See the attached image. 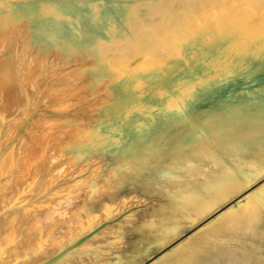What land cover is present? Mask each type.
<instances>
[{
    "label": "rangeland",
    "instance_id": "1",
    "mask_svg": "<svg viewBox=\"0 0 264 264\" xmlns=\"http://www.w3.org/2000/svg\"><path fill=\"white\" fill-rule=\"evenodd\" d=\"M13 1L14 0H0V62L2 63H0V76L2 75L0 77V122L1 124H4L6 120L10 121L14 116L16 117L18 115V111L19 113L21 112L20 109H23V107L25 110L28 109L32 111V114L34 112L36 113L37 110H40V113H46V110H49V113H55L58 115L56 118H58L57 121L59 122L56 121L55 117V120L51 119L52 117L50 118L53 122H51L49 118H46L49 120L47 121L51 123L48 124L52 126V130H50L51 127L48 128L49 130L45 126L42 127V125L49 126L45 119H42V123H39L40 125L36 122L38 126L42 129L44 128L43 131L40 127L37 129L38 126H36V124L34 125V129L37 130L36 132L40 134L42 133L44 139L46 138V141H44L42 134L40 135L34 133V130L32 131V124V126H27L25 124L22 125L23 123H26V121L28 124V119L25 121V115H22V117H24L22 119H24L23 121L25 122L22 124L19 122V125L16 123L18 127H16V130H19V133H17V131L16 133H11L12 137L9 136L10 141L8 140L7 144H0V154L5 153L7 151L6 149L10 148L11 145H16L18 136L23 132L25 140L26 138H29L31 141L28 142L29 140H24V143H27L23 144L25 145L23 146V150H25L26 153L25 151L23 152L27 155V152H29L32 157L24 154L29 157L27 158V161H20L23 164L26 162V167L23 166V168H26V172H24V174L21 172L25 177V180L22 175L21 179L23 178L22 181L25 183L22 182L24 185L22 183L18 184L17 181H21V179H18L15 181L17 183L16 186L18 187H15V182L13 187L19 189L21 185V189L24 187H35V185L38 186L35 187L36 191L33 190L31 193L23 194L22 197L24 198H22V200L28 199L31 201L28 202L29 204L27 205L30 206L27 207L32 206V198H35L34 201H38V204L49 202V198L48 201L46 199L47 194L49 193H47V191L52 187V190H57V188L59 189L61 187L59 190L60 192H58L59 195L57 196L59 197V200L56 199V201L62 202L59 204L61 208L58 209L57 207L55 212H52L54 213L52 219L43 218V222H41L40 237H43L44 241L41 242L40 246L35 248L36 251L30 252L29 250V252L23 254L22 257H18L17 255V257H14L12 255L9 258H12L11 260L1 259L0 264H149L150 261L154 259H157V261L153 264H164L165 261H167L166 264H264V112L258 111L259 115L263 114V116L259 118L240 119L239 121L242 126L239 129L233 127L228 128L227 131L230 133L223 130L220 135L217 136L218 138L216 137L210 141L204 139L190 147L181 146L180 142L174 141L175 137L173 136L171 138L172 141L170 140L171 143L169 141L164 144L158 143V146L152 145V147H149V145H142L140 141L141 139L138 135L147 134L150 131V125L135 130V139L133 141L135 142L134 146H136L134 148L130 145L121 146L118 142V137L114 135L117 121L116 118L118 117L114 116V119L109 120L110 123L112 122V127L109 129L111 132L102 131L101 129L99 130L100 126L95 124L96 121L101 122L108 113H117L118 110L126 111L125 113L127 117L132 115L133 112L136 113V109L143 111H140L142 115L144 113L147 114L152 106L149 102L142 100L140 97L147 93L146 87L155 83V78L158 73L154 71V67L157 66V68H160L168 58L173 56L183 57V51H185L184 46L186 44L200 42L199 46H195L194 49H192L190 56L186 57L187 61L191 57L196 56L195 53L199 50L202 51L203 48H206V52L211 50V48H214L219 52L217 63L219 62L221 66L227 67L230 65L231 67L242 66L245 68L248 63H250L246 60L247 56L242 55L235 59H233V57L228 59L230 50L234 51L236 46H241L240 44L244 43L243 48L249 49L250 46L254 47L252 58L258 59L261 57L260 53L264 51V40L261 39L263 34H261L262 36L255 34L250 37L245 34L244 37L234 39L231 36L227 37L225 35L217 37V34L211 32V34L202 38H190L192 36L190 34H193L194 36L200 33L202 31H200V28L202 27L208 26L214 28L216 26L214 23L206 24L199 19H194L193 22V19L189 20V17L187 18L189 14H193L192 12L197 14V8H195L193 4L198 0H189L190 6L188 5V7L186 5L184 6V3H186L187 0H150L141 3L139 2L129 7L127 12H123L122 17H119V23H116L117 21L113 17H100L105 13L106 7L101 4L100 0H89L87 4L93 7L91 13L96 23V27L102 32L101 35L95 37V41H90L84 40L83 35L78 31H75L78 27L77 25L81 22H86V15H77L76 17H73L71 14H66L67 12L61 10V7H55L53 3L42 1L39 10H37V12H40L37 13L35 17L43 16L51 18L55 22V30L53 33H49V35L38 32L36 33L31 31L32 19L34 16H28L25 13H14L11 9ZM80 3L81 2H79V4ZM205 3L207 4L208 2ZM191 6L194 8L193 11ZM245 6V9L250 13V20L252 22L248 24V26L256 29L260 27V23L263 25L264 0H251L248 4H245ZM182 8H185V11H183ZM169 9H173L172 12H169ZM189 9H191V11ZM201 9H199V11ZM114 13L115 15L120 14L117 11H114ZM177 15H179L178 20ZM170 23H173V28ZM175 25H177V27ZM62 26H66V29L63 30ZM148 26L150 28H146ZM240 26H247V24H240ZM18 30L20 32L24 31L20 33ZM186 31H188L187 34L189 37H186ZM138 33L139 35H137ZM51 34L54 35L52 36ZM10 35L13 36L10 37ZM14 42L17 44L16 47ZM5 46L8 48L5 49ZM188 52H190V49H188ZM43 61L44 63H42ZM7 62H10V64L13 65H9ZM40 69L42 70L40 71ZM13 74L17 75L13 76ZM58 74L60 75L58 76ZM5 75H7L6 78ZM44 76L46 77L44 78ZM16 77L18 79H16ZM52 79H56L57 81ZM48 86H50V88ZM66 86H70L71 89L69 90ZM135 86H137L136 90ZM31 87L33 89H31ZM41 87L44 88L40 89ZM17 88L19 89L17 90ZM53 89L55 90L52 91ZM49 90L51 95L48 93ZM56 90H58V97L60 92L61 94L63 92H69V96L67 95V97L63 94L65 96L63 98L64 100H61L62 97H59L61 98L59 101H65V104L67 103L66 101H68L66 99L70 98V96L76 94H78L77 96H80L79 94H81L80 98L76 97L75 99V97L72 96L74 99L68 101L73 107L75 106L78 108L77 112H80L77 114L79 121L83 117L89 118L90 115L92 116L99 113L97 119L87 120V123L92 124L93 127L92 129H86V131H84L85 134L82 133L81 137L79 139L77 138L78 140L70 138H72L71 134H74L75 132L77 133L78 130L79 132L81 131L80 128L78 129V127L75 126L80 125L79 121L76 124L65 120L62 122L60 119L61 117H59V114L65 116L74 113L73 108H65V111L62 110V112H59L58 114V112H55L56 108H53L54 111L51 109L50 112L51 107H47V105H50L51 103L54 104L55 102H58L57 99L59 98H57V94L55 97L57 98V101L54 100L55 98H50L52 93H55ZM72 90L76 93L70 94L72 93L70 92ZM184 91V88H176L174 93L171 92L168 94V97H166L168 100L164 105H169V108L172 111L178 109L180 105L185 102L186 94H184ZM86 94L88 95L86 96ZM117 94L124 96L117 97ZM53 95L55 96V94ZM11 97L12 102L9 101ZM13 98L15 99L13 100ZM29 99L31 102H29ZM51 99L55 102H52ZM82 99L84 101H82ZM74 100H78L79 102L77 101V104L74 105ZM28 102L30 104L26 106L25 104ZM79 104H81V106H79ZM93 104L95 106L94 110L92 108ZM160 106H163V104ZM59 109L61 111V108ZM66 110L70 113L66 114ZM82 110L85 111L82 112ZM30 111L29 113H31ZM87 115H89V117ZM43 120L44 122L46 121V124L43 123ZM60 121L63 125L66 124L69 127L66 125V127H64ZM56 122L58 123V126L56 125L57 127L55 126V128L60 127L59 123L61 124V127H63L56 130L54 128ZM26 126L27 128L32 127L29 129H31L33 134L32 132H29L30 130L28 131L29 133H26L24 130ZM70 126H73V129L76 127L75 130H78L74 131ZM246 126L249 129H247ZM21 128H23V130ZM45 129L48 132V135H50V131H52V135L48 137L46 134L45 136L43 133L45 132ZM63 129L65 131L66 129H69L70 132L69 130H67L69 133L64 132ZM59 130L62 131L58 132ZM182 130L185 134L193 131V129L185 127ZM54 131H56L55 133L58 135H60L61 132L63 135L65 133L68 135L71 133L69 137L65 134V136L69 138V141L68 138L62 134L59 137V140H57L58 138L54 139L58 137ZM30 133L32 136L29 135ZM38 135L41 136V139ZM108 136H111V140L107 139ZM4 137L5 134L3 135V132H1L0 143L5 141ZM30 137L33 140H31ZM52 138L54 140H52ZM39 139L41 142H39ZM136 140L139 141L136 142ZM250 140H253L254 142H251ZM50 141L51 143H49ZM58 141L61 142V145ZM179 141H182V138H180ZM36 142L42 144L36 145ZM45 142L48 143L46 144ZM83 143L84 145L88 144V146L83 147V150L81 149V152H78L77 148L81 147V145L83 146ZM238 143L241 145L240 147H242V145H247L246 147L248 150H244L237 146ZM3 144L6 146H3ZM29 144L36 147L32 150L33 147L29 146ZM26 145H28L29 148L32 147L31 151L25 149L28 148ZM44 145L45 148L49 146L47 149H44L47 151L46 153L42 147ZM133 149L134 151H132ZM12 150L14 151L13 147L10 151L8 149L6 153H9L8 155L13 157L14 153ZM85 151L87 152L86 156L92 157L96 160V164H93V166L88 165L89 170L87 168L83 169L85 171H81V177L79 175L80 178L78 179V175L72 176L73 171L75 170L73 169V166L77 170L81 168L77 167V165H80V162L83 160ZM188 154H190V156H188ZM8 155L7 158L10 160L7 161L9 164L11 157L9 158ZM33 155L34 157L38 156L37 158H34ZM51 155L54 158H52ZM161 156H165V158ZM70 157H74L72 162L68 160ZM35 159L39 160L35 161ZM254 159L258 163V166L256 167L253 165ZM7 161L5 162L7 163ZM42 161L44 163H42ZM20 162H17L16 165ZM34 162L35 165L37 164L36 169L35 166H33ZM55 163L57 164L53 166ZM41 166L42 168H47L48 171L44 170L45 168L40 169ZM58 167L62 169H58ZM179 167H182L184 170L179 169ZM16 168H20L21 171L23 170L22 165H18ZM34 170L37 171V174H35L34 177L35 180L32 177L34 176ZM42 173H45L46 176L43 177ZM41 175L43 179L41 178ZM45 178L46 180H44ZM53 178L56 179L54 180ZM61 178L63 180L65 179V182L61 180ZM74 178L76 180L78 179V181ZM92 179L94 181H92ZM51 180L56 182L55 184L53 183L55 186L52 184ZM58 180L60 183H58ZM36 181H40V183H44L45 181L44 184L49 187L45 186L43 183L38 185V182ZM35 182L37 184L34 185ZM49 182L51 183L50 185L48 184ZM69 182L72 184L71 186ZM26 183H29L30 185L28 184L27 186ZM64 185L69 187H66L69 189L67 190L68 192L65 191L66 188ZM41 187H43V189L45 188V191H43ZM38 188L40 191L42 190L41 194H39L40 192ZM61 190L65 192L62 191L61 193ZM66 192H70L71 195H66ZM86 192L87 196L85 195ZM28 194H32L30 195L32 197ZM26 195L29 196L30 199L26 197ZM65 202H68V204H65ZM70 202L74 207L69 205L71 204ZM79 202H81V205L83 203L87 211L97 214L87 216L84 211H80L79 207L81 205H79ZM65 206L68 207L64 208ZM31 210L33 211V209ZM31 210H29L28 214ZM41 210L42 208L40 211L38 210L40 213L39 215H44L42 213L46 214L45 210ZM64 210L69 213L66 214ZM62 212L63 214L65 213L66 216L70 214L69 217H71L69 219V227L64 232H62L64 220H61V218L63 216L65 217V214L63 215ZM33 213L37 214V211L34 210V212L31 213V216H29L30 214L23 213V215L26 214L29 217L27 218L25 215L24 217L20 216V221L22 222L25 217L26 220L29 221L28 219H30V217L32 218ZM26 220L22 223H25ZM49 222L53 227H55V225L61 226L54 231L52 229L44 231V226H46V224L48 225ZM118 230L124 240V245L119 241ZM30 234L26 233V236ZM3 243L4 241H2V244ZM11 246L13 250L20 247L18 244ZM16 246L17 248H15ZM26 247L28 248L29 246ZM11 250L10 252L12 253L13 250ZM16 251L18 250H15V252ZM23 251L22 248L21 252ZM63 252H65V254H62ZM59 254L62 255L55 260V257ZM51 261L54 262L50 263Z\"/></svg>",
    "mask_w": 264,
    "mask_h": 264
},
{
    "label": "bare ground",
    "instance_id": "2",
    "mask_svg": "<svg viewBox=\"0 0 264 264\" xmlns=\"http://www.w3.org/2000/svg\"><path fill=\"white\" fill-rule=\"evenodd\" d=\"M42 1H47L49 3H53V5H55V7H61L63 11L67 12L66 14H71V16L73 17H76L77 15H86L87 18H86V22H81L79 25H77V29L75 31H78L80 34L83 35V39L84 40H90V41H95V37L101 35V30L97 29L96 27V23L94 21V18L92 16V11L91 9L93 8L92 6L88 5L87 3L89 2V0H14L13 1V5L11 6L12 8V11L14 13H25L26 15L28 16H34L33 17V21H32V26H31V31H34V32H38V33H43V34H47L49 35V33H53V31L55 30V22L51 19V18H48V17H35V15L37 13H39L40 11L37 12V10H39L40 8V3ZM144 1H150V0H100L101 4H103L105 7H106V11L104 14H102V16L100 17H113L115 18V20L117 21L116 23H119V17H122L123 15V12H127V10L129 9V7H131L133 4H137V3H141V2H144ZM192 1V0H191ZM251 1V0H198L197 2H195L193 5L195 6L196 9V13L195 14L194 12H192L193 14H189L187 16V18L189 17V20L193 19L192 21L194 22V19H199L200 21H202L203 23H206V24H216V26L213 28V27H202L200 28V33L196 34L193 36V34H190L192 35L190 38H202V37H205L209 34H211V32H214L215 34H217V37L218 36H231L233 37L234 39H238V38H241V37H244L245 34H247L246 36H253L255 34H258V35H261L263 34V36L261 37L262 40H264V24L262 25V23H260V27L258 28H252L251 26H248V24L252 23L251 20H250V13L248 10H246V6L245 4H248V2ZM257 1H260V0H257ZM79 2H81L79 4ZM205 2H208L207 4ZM211 3V4H210ZM189 0H187L186 3H184V6L186 5L188 7L189 5ZM160 5V4H159ZM190 6V5H189ZM192 7V6H191ZM190 7V8H191ZM170 8V7H169ZM193 8V7H192ZM202 8V9H201ZM60 9V8H59ZM162 9V8H161ZM160 9V10H161ZM183 11H185L184 9L185 8H182ZM199 9H201L199 11ZM168 10V9H167ZM170 11L169 12H172L171 9H169ZM175 10V9H174ZM191 11V9H189ZM188 10V11H189ZM194 10V8L192 9V11ZM114 11H117L119 12L120 14L119 15H115ZM204 11V13H203ZM164 12V10H163ZM187 12V11H186ZM167 13V12H166ZM175 13V12H173ZM190 13V12H188ZM168 14V13H167ZM178 14V13H177ZM165 15V14H164ZM63 16V15H61ZM66 16V15H64ZM160 16V15H159ZM162 16V15H161ZM170 16V15H169ZM178 16V18H177ZM176 18L177 20L179 19V15H177ZM172 17H173V14H172ZM32 18V17H31ZM175 18V19H176ZM186 18V17H185ZM186 18V19H187ZM162 19V18H161ZM166 19L168 20V18L166 17ZM172 19V18H170ZM166 20V21H167ZM175 20V21H177ZM183 20V19H182ZM169 21V20H168ZM190 22V21H189ZM25 23V22H24ZM27 23V21H26ZM181 23V22H180ZM78 24V23H77ZM144 24V23H143ZM171 24V23H170ZM175 24V23H174ZM205 24V25H206ZM240 24L244 25V24H247V26H240ZM25 25V24H24ZM137 25V24H136ZM172 25V28H173V23L171 24ZM180 25V24H179ZM9 26V25H8ZM140 26V25H139ZM177 27V25H175ZM213 26V25H211ZM11 27V25H10ZM22 27V26H21ZM170 27V26H169ZM61 28V27H60ZM146 28H150L149 26L146 27ZM171 28V29H172ZM212 28V29H211ZM11 29V28H10ZM62 29H66V26H62ZM192 29V28H191ZM197 29V28H196ZM9 30V29H8ZM70 30V29H69ZM134 30V28H133ZM142 30V29H141ZM145 30V29H144ZM179 30V29H178ZM11 31V30H10ZM17 31V30H16ZM19 31V30H18ZM24 31V30H23ZM22 31V32H23ZM138 31V30H137ZM136 31V32H137ZM12 32V31H11ZM20 32V31H19ZM20 32V33H22ZM135 32V33H136ZM194 32V31H193ZM197 32V30H196ZM27 33V32H26ZM133 33V32H132ZM148 33V32H147ZM188 31H186V37L188 36ZM1 34V33H0ZM30 34V33H29ZM56 34V33H55ZM142 34V32H141ZM153 34V33H152ZM5 35V34H4ZM26 35V34H25ZM52 36L54 34H51ZM139 35V33L137 34ZM183 35V34H182ZM3 36V35H2ZM8 36V35H7ZM13 36V35H10V37ZM15 36V35H14ZM30 36V35H29ZM28 36V37H29ZM136 36V35H135ZM134 36V37H135ZM154 36V35H153ZM9 37V38H10ZM44 37V36H43ZM137 37H140V36H137ZM136 37V38H137ZM189 37V36H188ZM27 38V37H26ZM51 38V37H50ZM53 38V37H52ZM25 39V38H24ZM23 39V40H24ZM15 40V39H14ZM13 40V41H14ZM10 41V40H8ZM26 41V40H25ZM29 41V40H28ZM19 43V42H18ZM24 43V42H23ZM249 43V41H248ZM9 44V43H7ZM15 44V42H14ZM27 44V43H26ZM244 44V43H243ZM243 44H240L241 46H236V48L234 49V51H231L230 50V54L228 55V59H230V57H233V59L235 58H238L242 55H246L247 58L246 60L250 63H248V65L243 68L242 66L238 67H234V66H227V67H223L221 66V64L217 63V59L219 58V52L216 51V49L214 48H211V50L207 51L206 52V48L202 49V51H197L195 54L196 56H193L191 57L190 59H188V61L186 60V57H189L190 54H191V51L192 49H194L195 46H199L200 45V42H196V43H189V44H186L184 47H185V51L184 52V56L183 57H171V58H168L165 62H164V65L163 66H160V68L158 69L157 66L154 67V71L156 73H158L157 77L155 78V83L151 84L150 86L146 87L147 89V93L142 95L140 98L146 102H149L150 105L152 106L150 109H149V112L146 114L144 113L142 115V113H140L141 110L139 109H136V113L133 112L132 115H130L129 117L126 116V111L124 110H118L117 113H108L107 116L105 118H103V120L101 122H98L96 121L95 124H98V126H100L99 130L101 129L102 131H109L111 132V130H109L111 127H112V122L110 123V119H114L116 117L117 121H116V125H115V131H114V135L116 137H118V142L120 143L121 146H124V145H130L132 148H134V144L135 142L133 141L135 139V130L137 129H142L144 128V126L146 125H150V131L147 133V134H139L138 136L140 137V141H141V144L142 145H146L149 147L152 145L156 146L158 143H166V142H170L171 143V138L172 136L175 137L174 141L176 142H180V145L181 146H185V147H190L191 145H194V144H197L199 142H201L202 140L206 139V140H212L214 138H216L217 136L220 135L221 131L223 130H226L228 128H236V129H239L242 125H241V122L239 121L240 119H244V118H259V117H262L263 114L259 115L258 111H262L264 112V51L260 53L261 57H259L258 59H254L252 58L253 57V54H252V51H253V46H250V48L246 49V48H243ZM5 45V44H4ZM23 45V44H22ZM214 45V44H212ZM211 45V46H212ZM17 46V44H15V47ZM37 46V45H36ZM4 47V46H2ZM14 47V48H15ZM24 47V46H23ZM8 48L5 46V49ZM21 48V47H20ZM19 48V49H20ZM36 48V47H35ZM256 48V47H255ZM3 49V48H2ZM4 49V50H5ZM17 49V48H16ZM22 49V48H21ZM25 49V48H24ZM29 49V48H28ZM188 49H190V52H188ZM210 49V48H209ZM12 50V49H11ZM14 50V49H13ZM17 51V50H16ZM43 51V50H42ZM27 52V51H26ZM59 52V51H58ZM247 52V53H246ZM18 53V52H17ZM13 54V52H12ZM16 54V53H15ZM40 54V53H39ZM59 54V53H58ZM9 55V54H8ZM25 55V54H24ZM23 55V56H24ZM6 56V55H5ZM20 56V54H19ZM44 56V55H43ZM43 56H41L42 58H44ZM7 57V56H6ZM29 57V56H28ZM12 58V56H11ZM25 58V57H24ZM38 58V56H37ZM82 58V57H81ZM7 59V58H6ZM15 59V58H14ZM34 59V58H33ZM32 59V60H33ZM84 59V58H83ZM4 60V58H3ZM12 60V59H11ZM41 60V59H40ZM78 60V58H77ZM2 61V60H1ZM21 61V60H20ZM34 61V60H33ZM76 61V60H75ZM85 61V60H84ZM14 62V61H13ZM29 62V61H28ZM52 62V61H51ZM87 62V61H85ZM94 62V61H93ZM92 62V63H93ZM1 63V62H0ZM21 63V62H20ZM31 63V62H30ZM28 63V64H30ZM44 63V61L42 62ZM46 63V62H45ZM57 63V62H56ZM2 64V63H1ZM0 64V65H1ZM6 64V63H5ZM7 64L11 65L10 62ZM6 64V65H7ZM32 64V63H31ZM35 64V63H34ZM39 64V63H38ZM51 64V63H50ZM243 64V63H242ZM13 65V64H12ZM11 65V66H12ZM23 65V63H22ZM26 65V64H25ZM33 65V64H32ZM42 65V64H41ZM39 66V65H38ZM5 67V66H3ZM10 67V66H9ZM18 67V66H17ZM43 67V65H42ZM56 67V65H55ZM61 67V66H60ZM71 67V66H70ZM12 68V67H11ZM27 68V67H26ZM37 68V67H36ZM35 68V69H36ZM41 68V67H40ZM73 68V67H72ZM78 68V67H77ZM3 69V68H2ZM15 69V68H14ZM146 69V68H145ZM148 69V68H147ZM158 69V70H157ZM5 70V69H4ZM10 70V69H9ZM8 70V71H9ZM42 69H40L41 71ZM47 70V69H45ZM50 70V69H49ZM144 70V69H143ZM36 71V70H35ZM39 71V73H40ZM54 71V70H53ZM58 71V70H57ZM61 71V70H60ZM70 71V70H69ZM23 72V71H22ZM27 72V71H26ZM66 72V71H65ZM145 72V70H144ZM148 72V71H147ZM1 73V72H0ZM10 73V72H9ZM21 73V72H20ZM29 73V72H28ZM35 73V72H34ZM44 73V72H43ZM52 73V72H51ZM218 73V75H217ZM8 74V72H7ZM25 74V73H24ZM38 74V73H37ZM47 74V73H46ZM56 74V73H55ZM54 74V75H55ZM11 75V74H9ZM15 74H13L14 76ZM17 75V74H16ZM15 75V76H16ZM20 75V74H18ZM31 75V73H30ZM43 75V74H42ZM60 74H58L59 76ZM216 75V76H215ZM2 76V75H1ZM0 76V77H1ZM40 76V75H39ZM70 76V75H69ZM7 77V75H5V78ZM46 76H44L45 78ZM4 78V77H3ZM29 78V77H28ZM33 78V77H32ZM36 78V77H35ZM34 78V79H35ZM62 78V77H61ZM73 78V77H72ZM16 79H18L16 77ZM30 79V78H29ZM40 79V77H39ZM42 79V78H41ZM49 79V77H48ZM64 79V78H63ZM8 80V79H7ZM14 80V79H13ZM25 80V79H24ZM27 80V79H26ZM52 80H56V79H52ZM21 81V80H19ZM32 81V80H31ZM47 81V80H46ZM57 81V80H56ZM76 81V80H75ZM120 81V80H119ZM1 82V80H0ZM7 82V81H6ZM25 82V81H24ZM30 82V81H29ZM35 82V80H34ZM62 82V80H61ZM60 82V84H61ZM85 83V82H84ZM83 83V84H84ZM104 83V81H103ZM193 83H196V84H193ZM14 84V82H13ZM17 84V83H16ZM22 84V83H21ZM68 84V83H67ZM73 84V83H72ZM71 84V85H72ZM78 84V83H77ZM82 84V85H83ZM47 85V84H45ZM49 85V84H48ZM51 85V84H50ZM76 85V84H75ZM121 85V84H120ZM140 85V84H139ZM194 85V86H193ZM23 86V85H22ZM28 86V85H27ZM31 86V85H30ZM33 86V85H32ZM41 86V85H40ZM44 86V85H43ZM59 86V85H58ZM74 86V85H73ZM143 86V85H142ZM3 87V86H2ZM6 87V85H5ZM13 87V86H12ZM50 88V86H48ZM62 87V86H61ZM68 86H66L67 88ZM81 87V86H80ZM9 88V87H8ZM36 88V87H35ZM44 88V87H43ZM42 87L40 89H43ZM69 90L71 89L70 86L68 87ZM74 88V87H73ZM72 88V89H73ZM77 88V87H76ZM83 88V87H81ZM80 88V90H81ZM103 88V87H102ZM139 88V87H138ZM176 88H184L185 91H184V94H186V99H185V102L182 103L180 105V107L174 111L170 110V106L168 105H164L166 103V101L168 100L166 97H168V94H170L171 92H175L176 91ZM10 89V88H9ZM16 89V88H15ZM19 88H17L18 90ZM27 89V88H26ZM30 89V88H29ZM31 89H33L31 87ZM48 89V88H47ZM57 89V88H56ZM62 89V88H61ZM85 89V88H83ZM82 89V90H83ZM107 89V88H106ZM119 89V87H118ZM137 89V86H135V90ZM46 90V89H45ZM55 89H53L52 91H54ZM108 90V89H107ZM31 91V90H30ZM35 91V90H34ZM37 91V90H36ZM58 90H56V92L52 93V96L50 98H55L56 97V94H57V98L59 97H62L57 99L55 98L54 100L58 102H55V101H51L52 102H55L54 104H51L50 105H47V107H51L50 108V112H51V109L53 108H56V110H58L59 108H61V111L60 109L58 111L55 110V112H62V110L65 111V108L67 109H72L73 108V111L74 113H71L69 114L66 110V114H69V115H60L59 114V117H61V121L63 122V120L67 121V122H71L74 124L78 123L79 121V117L77 114H79L77 112V109L75 106L73 107L71 105V103H68V101H70L71 99H74L72 98L75 97H79L81 96V94H79L80 96H77L78 94L76 95H72L70 96V98H65L67 103L65 104V101H59L60 99L61 100H64L63 98L67 95L69 96V92H63L61 94L60 92V96L58 97V93H57ZM60 91V90H59ZM72 93L70 94H73V93H76V92H73L70 91ZM81 92V91H80ZM101 92V91H100ZM164 94H162V93ZM9 93V91H8ZM17 93V92H16ZM21 93V92H20ZM33 93V92H32ZM50 94V90L48 92ZM11 94V92H10ZM55 94V96L53 95ZM65 94V96L63 95ZM105 94V93H104ZM22 95V94H21ZM41 95V94H40ZM51 95V94H50ZM49 95V96H50ZM85 95V94H84ZM88 94H86L87 96ZM91 95V94H90ZM108 95V94H107ZM106 95V96H107ZM9 96V95H8ZM15 96V95H14ZM25 96V95H24ZM23 96V97H24ZM83 96V95H82ZM98 96V95H97ZM117 97H121V96H124V95H120V94H117L116 95ZM16 97V96H15ZM22 97V98H23ZM44 97V96H43ZM115 97V95H114ZM116 97V98H117ZM19 98V97H18ZM34 98V97H33ZM37 98V97H36ZM35 98V99H36ZM49 98V97H48ZM49 98V99H50ZM82 98V97H81ZM88 98V97H87ZM92 98V97H91ZM4 99V98H3ZM2 99V100H3ZM6 99V98H5ZM15 98H13L14 100ZM25 99V98H23ZM28 99V98H27ZM34 99V100H35ZM45 99V98H44ZM57 99V100H56ZM78 99V98H77ZM89 99V98H88ZM104 99V98H103ZM12 100V97L9 101ZM18 100V99H17ZM16 100V101H17ZM80 100V99H78ZM78 100H74L73 104L76 105L77 104V101ZM33 101V100H32ZM73 101V100H72ZM81 101V100H80ZM82 101H84L82 99ZM96 101V100H95ZM12 102V101H11ZM29 102L30 99H29ZM26 103L25 105L27 106L28 104L30 103ZM35 102V101H33ZM46 102V101H45ZM48 102V101H47ZM79 102V101H78ZM97 102V101H96ZM95 102V103H96ZM1 103V102H0ZM36 103V102H35ZM34 103V104H35ZM13 104V103H12ZM161 104H163V106H160ZM41 105V104H40ZM39 105V106H40ZM99 105V104H98ZM3 106V105H2ZM38 106V107H39ZM79 106H81V104H79ZM22 107V106H21ZM20 107V108H21ZM37 107V108H38ZM72 107V108H71ZM94 104L92 105V108L94 110ZM8 108V107H7ZM27 108V107H25ZM63 108V109H62ZM89 108V106H88ZM3 109V108H2ZM9 109V108H8ZM17 109V108H16ZM15 109V110H16ZM48 109V108H47ZM86 109V108H85ZM10 110V109H9ZM14 110V111H15ZM21 112L19 113L18 111V115L15 117H13L10 121H7L4 123V124H1L0 122V133L3 132V135L5 134V137H4V142L2 141L0 144L2 145V143H8L7 141L9 140V136H11V133H19L18 131L19 130H16L18 127L16 125V123H18L19 125V122L22 124L23 122H25L27 119H28V124H27V121L26 123H23L22 125H31L33 127L32 131L34 130V133H37L34 129V125L36 124V122L39 124V123H42V119H45L46 121L48 119L46 118H50L51 119H54V117L56 118V116H58L57 114H53V113H49L48 111L49 110H46V113H40L37 109V112L33 113L32 114V111L30 110H25L24 107L23 109H20ZM92 110V109H91ZM13 111V110H12ZM29 111L31 113H29ZM34 111V110H33ZM43 111V109H42ZM41 111V112H42ZM54 111V109L52 110ZM85 111V110H84ZM82 110V112H84ZM99 112V111H98ZM143 112V111H141ZM11 113V112H10ZM14 113V112H13ZM135 113V114H134ZM7 114V113H6ZM12 114V113H11ZM15 114V113H14ZM17 114V113H16ZM62 114V113H61ZM86 114V113H84ZM82 114V115H84ZM99 113H96L94 115H87L89 118H81V120L79 121L80 125H75L78 127V129L80 128L81 131L74 134H71L72 138L70 139H75V140H78L82 133L85 134L84 131H86V129H92V124H89L87 123V120L88 119H97L99 117L98 115ZM5 115V114H4ZM22 115L24 116L25 115V121H23L24 117H22ZM6 116V115H5ZM27 116V117H26ZM78 117V118H77ZM81 117V116H80ZM1 120V119H0ZM9 120V118H8ZM48 120V121H49ZM55 120V119H54ZM58 120V118H56V121ZM263 120V119H262ZM39 121V122H38ZM41 121V122H40ZM46 121L44 122L43 120V123L46 124ZM47 121V125H49ZM51 122H53L52 120H50ZM60 121V123L63 125V123ZM59 122V121H57ZM56 122V124L54 125V128L55 126L58 124ZM109 122V124H108ZM55 123V121H54ZM59 123L60 127H58L59 129L62 128L63 126L66 127L65 125H63L61 127V124ZM94 123V122H93ZM51 124V123H50ZM106 124H108L107 126H105ZM252 124V122H251ZM250 124V125H251ZM255 124V123H254ZM40 125V124H39ZM42 125V124H41ZM24 129L26 131V133L29 131V132H32L31 129L29 128H32V127H28ZM36 126H38L36 124ZM45 126L47 129L51 127L50 130H52V126L49 125L48 127L46 125H42V127ZM58 126V125H57ZM56 126V127H57ZM248 126V125H247ZM246 126V127H247ZM17 127V128H16ZM23 127V126H22ZM40 126H38L37 129H39ZM69 127V126H67ZM191 128L193 129L192 132L190 133H187L185 134V132L182 130L183 128ZM250 127V126H249ZM41 128V127H40ZM53 128V130H54ZM58 128H55L56 130ZM70 128L73 129V126ZM76 129V127H74ZM244 128V127H243ZM242 128V129H243ZM20 129V128H19ZM23 130V128H21ZM42 129V128H41ZM44 129V128H43ZM42 129V130H43ZM65 129V128H64ZM63 129L64 132H68L67 130L69 129H66V131ZM73 129L74 131H77ZM246 129V128H245ZM247 129H249L247 127ZM251 129V127H250ZM49 130V129H48ZM244 130V129H243ZM44 131V130H43ZM42 131V132H43ZM62 130H59L58 132H60ZM28 132V133H29ZM41 132V131H40ZM45 132L46 129H45ZM45 136L47 134V136H51V132L50 131V135H48V132L45 133ZM56 131H54L55 133ZM63 132V133H64ZM70 132V130H69ZM68 132V133H69ZM72 132V130H71ZM92 132V131H91ZM188 132V131H187ZM225 132V131H224ZM236 132V131H234ZM73 133V132H72ZM89 133V132H88ZM227 133H230L229 131H227ZM232 133V132H231ZM24 133L22 132V134H20L18 136V139L16 141V145H9L10 148L9 151L11 150V148L13 147L14 148V155L13 157L8 155L9 153H6L8 151V149H6L7 151L3 154H0V260H7L9 259L12 255L15 257L16 255L19 257L23 254H27L30 250V252H35L36 251V247L40 246L41 245V242L44 241L43 240V237H40V229H41V222H43V218H46V219H52V216H54L52 213L53 211L55 212V210L59 208H61V206H59V204H61L62 201H56L59 200L57 197L59 194L58 192H60V188L58 189L57 186V190H52V188H49L50 190L47 191V201H48V198H49V202H46L47 203H44V204H38L37 202L38 201H34L35 198H32V208L31 207H27V206H30V205H27L29 204L28 202L30 200H22V197L24 193H31L33 190H35V187H38L36 186L35 184H37L36 182H38V185L43 182L40 183V181H36L34 183L35 187H24V188H21V185L19 187V189H16L15 187H18L16 186V182L18 179L20 180L21 179V175L22 173L24 174V172H26V168H23V166L26 167V162L25 164L21 163V162H24V160H28L27 156H30L29 152L28 155L25 154L26 151L23 150V144H26L24 143V140H25V136L23 135ZM33 134V132H32ZM37 134H40V133H37ZM42 134V133H41ZM40 134V135H41ZM58 137L54 138V139H57L59 140L62 132L60 135H58L57 133H55ZM67 134V133H65ZM65 134L63 136H65ZM69 134V135H70ZM90 134V133H89ZM233 134V133H232ZM18 135V134H17ZM30 136L31 133L29 134ZM27 135V136H29ZM35 135V134H34ZM33 135V136H34ZM38 135V136H40ZM43 135V134H42ZM69 135L67 134L66 136L69 137ZM96 135V134H95ZM100 135V133H99ZM110 135V134H109ZM37 136V135H36ZM35 136V137H36ZM54 136V134H53ZM65 136V137H66ZM84 136V135H83ZM12 137V136H11ZM14 137V136H13ZM17 137V136H16ZM15 137V138H16ZM43 137V140L46 141V138L44 139V135L42 136ZM66 137V138H68ZM88 137V136H87ZM94 137V135H93ZM138 137V138H139ZM39 138V137H38ZM62 138V137H61ZM64 138V137H63ZM65 138V139H66ZM78 138V139H77ZM182 138V141H179V139ZM218 138V137H217ZM224 138V137H223ZM227 138V137H226ZM250 138V137H249ZM252 138V137H251ZM14 139V138H13ZM31 140H33L31 137H30ZM35 139V138H34ZM40 139H41V136H40ZM39 139V142H41ZM52 138V140H54ZM90 139V137H89ZM108 140H111V136H108L107 137ZM112 139H115V138H112ZM220 139V138H219ZM26 140H29V138ZM25 140V141H26ZM50 140V139H49ZM100 140V139H99ZM171 140V141H170ZM232 140V139H231ZM230 140V141H231ZM243 140V139H242ZM10 141V140H9ZM37 141V140H35ZM43 141V143H44ZM67 141V140H66ZM68 141H69V138H68ZM71 141V140H70ZM92 141V140H91ZM139 140H136V142H138ZM246 141V140H244ZM251 141V140H250ZM28 142H31L30 140ZM34 142V141H33ZM38 142V141H37ZM36 142V145L38 144ZM54 142V141H53ZM57 142V141H56ZM63 142V141H62ZM234 142V140H233ZM236 142V141H235ZM241 142V141H240ZM251 142H254L253 140ZM14 143V142H13ZM46 144L48 142H45ZM51 143V141L49 142ZM58 143L61 145V142L58 141ZM92 143V142H91ZM213 143V142H212ZM227 143V142H226ZM232 143V142H231ZM256 143V142H255ZM34 144V143H32ZM42 143H39L38 145H40ZM45 144V145H46ZM58 144V145H59ZM63 144V143H62ZM242 144V143H240ZM45 145L42 146L43 147V150L44 149H47L45 148ZM92 145V144H90ZM160 145V144H159ZM162 145V144H161ZM168 145V144H167ZM211 145V143H210ZM231 145V144H230ZM3 146H6L3 144ZM28 147V145H26ZM29 146H32V150L36 147H34V145H31L29 144ZM47 146V145H46ZM51 146V145H50ZM55 146V144H54ZM85 146H88V144L84 145L83 143V146L81 145V147H78V152H81V149ZM158 146V145H157ZM232 146V145H231ZM237 146H241L238 145ZM247 146V145H246ZM242 145V149L244 150H248L247 147ZM1 147V146H0ZM40 147V146H39ZM53 147V145H52ZM141 147V146H139ZM138 147V148H139ZM165 147V146H164ZM227 147V146H226ZM225 147V148H226ZM257 147V146H256ZM31 148H25L26 150L28 151H31ZM58 148V146H57ZM137 148V147H136ZM162 148V146H161ZM235 148V147H234ZM238 148V147H237ZM236 148V149H237ZM239 148V149H240ZM30 149V150H29ZM39 149V148H38ZM102 149V148H101ZM129 149V148H128ZM231 149V147H230ZM42 150V152H43ZM59 150V149H58ZM83 150V149H82ZM97 150V149H96ZM126 150V149H125ZM234 150V149H233ZM25 151V153L23 152ZM38 151V150H37ZM49 151V150H48ZM51 151H52V148H51ZM134 151V149L132 150ZM131 151V152H132ZM143 151V150H142ZM141 151V152H142ZM215 151V150H214ZM44 152L46 153L47 151L44 150ZM54 152V150H53ZM62 152V150H61ZM60 152V153H61ZM126 152V151H125ZM123 152V153H125ZM128 152V151H127ZM148 152V151H147ZM217 152V151H215ZM238 152V151H237ZM241 152V151H240ZM31 153V152H30ZM36 153V152H35ZM34 153V154H35ZM40 153V152H39ZM159 153V151H158ZM226 153V152H225ZM230 153V152H229ZM236 153V152H235ZM6 154V156H5ZM27 156H25V155ZM44 154V153H43ZM42 154V156H43ZM48 154V153H47ZM53 154V153H52ZM59 154V153H58ZM63 154V153H62ZM61 154V155H62ZM163 154V153H162ZM162 154H159V155H162ZM174 154V153H173ZM222 154V153H221ZM220 154V155H221ZM237 154V153H236ZM7 155L9 156V158L11 157V161H9V164H8V161L7 160H10L7 158ZM87 155V152L85 151L84 152V155H83V160L80 162V165H77V167H81L79 170H77L76 168H74L73 166V169H75L73 171V175L72 176H77V178L79 179L81 177V171L83 169H88L89 170V166L88 165H91L93 166V164H96V160L92 157H88L86 156ZM171 155V154H170ZM225 155V154H224ZM227 155V154H226ZM38 156V155H37ZM33 157L34 158H37ZM46 156V155H45ZM52 156V155H51ZM57 156V155H56ZM60 156V155H58ZM74 156V155H73ZM76 156V155H75ZM187 156V155H186ZM188 156H190V154H188ZM213 156V155H212ZM223 156V155H222ZM32 157V156H30ZM49 157V156H48ZM160 157V156H159ZM161 157H164L165 156H161ZM168 157V156H167ZM171 157V156H170ZM211 157V156H210ZM217 157V156H215ZM213 157V158H215ZM220 157V156H218ZM13 158V159H12ZM47 158V156H46ZM52 158H54L52 156ZM62 158V157H61ZM60 158V159H61ZM65 158V157H63ZM76 158V157H75ZM176 158V157H175ZM33 159V158H32ZM50 159V157H49ZM66 159V158H65ZM74 157H70L68 158L69 161H73ZM169 159V158H168ZM186 159V158H185ZM188 159V158H187ZM220 159V158H219ZM23 160V161H22ZM39 159H35V161H38ZM45 160V159H44ZM56 160V159H55ZM163 160V159H161ZM210 160V159H209ZM7 161V163L5 162ZM21 161V162H20ZM30 161V160H29ZM48 161V160H46ZM57 161V160H56ZM62 161V159H61ZM189 161V160H188ZM213 161V160H212ZM11 162V163H10ZM17 162H20L18 165H22V168L23 170L21 171V169H17L16 166V163ZM55 162V161H54ZM59 162V161H58ZM187 162V161H186ZM28 163V162H27ZM42 163H44L42 161ZM50 163V161H49ZM184 163V162H183ZM188 163V162H187ZM186 163V164H187ZM215 163V162H213ZM212 163V164H213ZM230 163V162H229ZM228 163V164H229ZM253 165L256 167L258 166V163L255 161V159L253 160ZM35 166V169L37 168V164L35 165V162L33 163ZM41 164V163H40ZM57 163L53 164L56 165ZM73 164V163H72ZM227 164V165H228ZM231 164V163H230ZM52 165V164H51ZM62 165V164H61ZM60 165V167H61ZM69 165V164H68ZM74 165V164H73ZM196 165V164H195ZM194 165V166H195ZM214 165V164H213ZM236 165V164H235ZM240 165V163H239ZM242 165V164H241ZM40 166V165H39ZM66 166V165H65ZM72 166V165H71ZM189 166V165H188ZM192 166V165H191ZM238 166V165H237ZM63 167V166H62ZM178 167V166H176ZM184 167V166H183ZM210 167V166H209ZM241 167V166H240ZM40 168V167H39ZM45 167L41 168L40 169H44ZM65 168V167H64ZM91 168V167H90ZM25 169V170H24ZM50 169V168H49ZM54 169V168H53ZM58 169H62V168H59ZM179 169H182V167ZM255 169V168H254ZM44 170L48 171L47 168H45ZM42 170V171H44ZM55 170V169H54ZM64 170V169H63ZM70 170V169H69ZM178 170V169H177ZM184 170V169H182ZM33 171V169H32ZM36 170H34V173L32 176L33 178L35 177V174H37V171L35 173ZM41 171V170H40ZM53 171V170H52ZM56 171V170H55ZM68 171V170H67ZM72 171V170H71ZM69 171V172H71ZM85 171V170H83ZM175 171V170H174ZM22 172V173H21ZM45 172V171H44ZM60 172V171H59ZM66 172V171H64ZM46 173V172H45ZM44 173V174H45ZM89 173V172H88ZM168 173V172H167ZM190 173V172H189ZM26 174V173H25ZM41 174V173H40ZM43 174V173H42ZM43 174V177L46 176V174L44 175ZM65 174V173H64ZM68 174V173H67ZM84 174V172H83ZM29 175V174H28ZM47 175H48V172H47ZM49 175H50V171H49ZM80 175V177H79ZM88 175V174H87ZM23 176V175H22ZM65 176V175H64ZM71 176V174H70ZM86 176V174H85ZM180 176V175H179ZM28 177V176H27ZM48 177V176H47ZM50 177V176H49ZM53 177V176H52ZM83 177V176H82ZM168 177V176H167ZM244 177V176H243ZM24 180H25V177L23 176ZM23 178L21 179V181H17L18 184L24 182L22 181ZM41 178H42V175H41ZM67 178V177H65ZM71 178V177H70ZM69 178V179H70ZM87 178V177H86ZM93 178V177H91ZM171 178V177H170ZM39 179H40V176H39ZM43 179V178H42ZM54 179V178H53ZM56 179V178H55ZM54 179V180H55ZM68 179V181H69ZM75 179V178H74ZM78 179L76 181H78ZM35 180V178H34ZM46 180V178L44 179ZM53 180V181H54ZM61 180H63L61 178ZM71 180V179H70ZM95 180V178H94ZM92 179V181H94ZM179 180V179H177ZM181 180V179H180ZM33 181V180H32ZM49 181V180H48ZM52 182V184L56 183V182ZM65 182V179L63 180ZM15 182V187H13V184ZM67 182V180H66ZM83 182V181H82ZM25 183V182H24ZM24 183H22L24 185ZM30 183H33V182H30ZM45 183V181H44ZM43 183V184H44ZM47 183V182H46ZM58 183L59 180H58ZM79 183V182H78ZM81 183V182H80ZM27 186L29 183H26ZM49 185L51 184L50 182L48 183ZM53 184V185H54ZM70 184V182H69ZM68 184V185H69ZM30 185V184H29ZM32 185V184H31ZM45 185V184H44ZM42 185V186H44ZM52 185V186H53ZM60 185V184H59ZM72 184H70L71 186ZM78 185V184H77ZM45 186H48V185H45ZM55 186V185H54ZM63 186V185H62ZM23 187V186H22ZM49 187V186H48ZM64 187L66 188L67 185H64ZM40 188V187H39ZM38 188L39 190V194L42 193V190L45 191L43 189V187H41V191L40 189ZM47 188V187H46ZM69 188V187H67ZM65 189V191L69 190V189ZM36 191V190H35ZM63 190H61V193H62ZM63 191V192H65ZM38 192V191H37ZM36 192V193H37ZM68 192V191H67ZM66 192V195H71L70 192L67 193ZM89 193V192H88ZM38 194V195H39ZM64 194V193H63ZM25 195V194H24ZM29 195V194H28ZM32 195V194H30ZM29 195V196H30ZM87 196V192L85 194ZM29 196L26 195V197L29 198ZM63 196V195H62ZM84 196V197H86ZM25 197V198H26ZM32 197V196H30ZM34 197V196H33ZM36 197V196H35ZM38 197V196H37ZM83 197V198H84ZM61 198V197H60ZM30 199V198H29ZM66 200V199H65ZM11 201V202H9ZM64 201V200H63ZM9 202V203H8ZM31 202V201H30ZM57 202V203H56ZM83 202V201H82ZM64 203V202H63ZM68 204V202H65V204ZM71 203V202H70ZM81 205V202H79ZM64 204V205H65ZM63 205V206H64ZM69 205H72L74 207V205L71 203ZM62 206V207H63ZM113 206V205H112ZM68 206H65L64 208H66ZM78 207V206H77ZM106 207H110V206H106ZM33 209V211L31 209ZM42 208V210H45L46 211V214L45 213H42L44 215H39L40 213L38 212V210L40 211V209ZM80 208V211H84L85 214L87 216H93L94 214H97V213H90L89 211L86 210L85 206L82 205L79 207ZM68 209V208H67ZM74 209V208H73ZM78 209V208H77ZM30 211V215L28 214V212ZM37 211V214L35 215L34 213L32 214V218L30 217V219H28L29 221L26 220V217L28 218L29 216H31V213ZM41 210V211H42ZM66 214H68L66 212V210H64ZM72 212V211H71ZM101 212V211H100ZM23 213H27L28 215L24 214L26 217L25 219L23 218L22 222L24 220L25 223H22L20 221V216H23ZM64 213V214H65ZM63 214V212H62ZM63 214V215H64ZM65 214V217L63 216L61 218V220H64L63 223H64V226H62V232L66 231L67 228L69 227V224H70V221L69 219L71 217L66 216ZM211 214V213H210ZM209 214V215H210ZM35 215V216H33ZM136 216V215H135ZM54 218V217H53ZM58 218V217H56ZM134 220V219H133ZM52 221V220H51ZM56 221V220H55ZM132 221V220H131ZM139 221V220H138ZM16 222V223H15ZM137 222V220H136ZM57 223V222H55ZM61 225H55V227H53L51 225V223L49 222L48 225L46 224V226H44V231L47 230V229H52L53 231L60 228ZM120 229V227H119ZM43 231V232H44ZM26 233H31L30 235H27L26 236ZM118 233H119V241L121 244L124 243V240L122 239V236L118 230ZM52 237V236H51ZM53 239V238H52ZM2 241H4V243L2 244ZM127 243V241H126ZM15 244H18L20 247L17 248V246L15 248L17 249H14L12 248L11 245H15ZM22 244V245H20ZM124 245V244H123ZM26 246H29L28 248ZM14 247V246H13ZM122 247V246H121ZM23 248V252H21V249ZM13 250V252L11 253L10 250ZM28 249V250H27ZM11 250V251H12ZM15 250H18L15 252ZM62 254H65V252H63ZM62 254H59L57 257H55V260L58 259ZM16 256V257H17ZM12 259V258H11ZM9 259V260H11ZM97 261V260H96ZM54 262V261H53ZM52 261L50 263H53Z\"/></svg>",
    "mask_w": 264,
    "mask_h": 264
},
{
    "label": "crops",
    "instance_id": "3",
    "mask_svg": "<svg viewBox=\"0 0 264 264\" xmlns=\"http://www.w3.org/2000/svg\"><path fill=\"white\" fill-rule=\"evenodd\" d=\"M156 261H157V259H154V260L150 261V263H149V264H153V263H155ZM166 262H167V261H165V263H164V264H166Z\"/></svg>",
    "mask_w": 264,
    "mask_h": 264
}]
</instances>
